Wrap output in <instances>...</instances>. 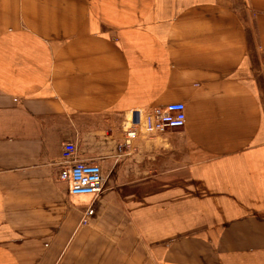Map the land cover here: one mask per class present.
Returning <instances> with one entry per match:
<instances>
[{
    "label": "crops",
    "instance_id": "0c3cea01",
    "mask_svg": "<svg viewBox=\"0 0 264 264\" xmlns=\"http://www.w3.org/2000/svg\"><path fill=\"white\" fill-rule=\"evenodd\" d=\"M262 97L264 0H0V264H264Z\"/></svg>",
    "mask_w": 264,
    "mask_h": 264
},
{
    "label": "built area",
    "instance_id": "2783aa9c",
    "mask_svg": "<svg viewBox=\"0 0 264 264\" xmlns=\"http://www.w3.org/2000/svg\"><path fill=\"white\" fill-rule=\"evenodd\" d=\"M186 121L183 102H169L158 109L135 110L130 121L126 119L125 142L128 144L140 136L182 128ZM141 127V128H139ZM76 146L72 141L62 147V160L68 164L66 175L69 192L98 196L103 189L105 177L98 163L81 162L75 157ZM84 216L83 222H85Z\"/></svg>",
    "mask_w": 264,
    "mask_h": 264
},
{
    "label": "rangeland",
    "instance_id": "374dc122",
    "mask_svg": "<svg viewBox=\"0 0 264 264\" xmlns=\"http://www.w3.org/2000/svg\"><path fill=\"white\" fill-rule=\"evenodd\" d=\"M263 98V97H262ZM264 99V98H263Z\"/></svg>",
    "mask_w": 264,
    "mask_h": 264
}]
</instances>
